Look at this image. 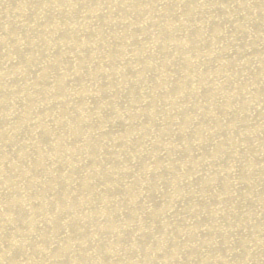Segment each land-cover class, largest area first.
Returning a JSON list of instances; mask_svg holds the SVG:
<instances>
[{
	"label": "bare ground",
	"instance_id": "bare-ground-1",
	"mask_svg": "<svg viewBox=\"0 0 264 264\" xmlns=\"http://www.w3.org/2000/svg\"><path fill=\"white\" fill-rule=\"evenodd\" d=\"M0 264H264V0H0Z\"/></svg>",
	"mask_w": 264,
	"mask_h": 264
}]
</instances>
